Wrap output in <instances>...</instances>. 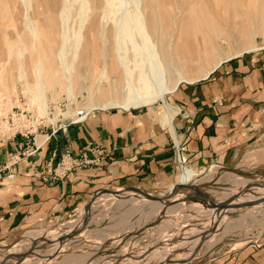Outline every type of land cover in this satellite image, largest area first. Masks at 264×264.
<instances>
[{
    "label": "rangeland",
    "instance_id": "rangeland-1",
    "mask_svg": "<svg viewBox=\"0 0 264 264\" xmlns=\"http://www.w3.org/2000/svg\"><path fill=\"white\" fill-rule=\"evenodd\" d=\"M191 1L141 0L139 4V11L145 17L152 14L158 28H164L162 32L155 34L154 40L161 48V53L166 55V73L170 77L168 80L170 88L174 85L178 72L187 71L195 77L219 58H232L252 45H257L259 50L264 47V17L259 8L247 3V0H237L240 19H233L231 12L226 17L215 16L222 27L220 38L227 36L228 41L217 46L212 53L198 57L196 62L189 65L190 67H179L186 60L175 56L173 44L176 33L172 28L168 30V26L165 28L163 23L170 16L175 18L178 24ZM203 1L208 8L211 7L209 0ZM87 2L88 10L81 25L76 13L77 3L73 0H26L27 5L22 0H0V106L5 109L0 114V144L19 140V149L12 154L7 163L13 162V158L21 157L26 146L29 148L32 144L39 146L38 141L43 142L50 138L53 130L66 126L78 113L81 114L79 117L84 116L86 108H99L90 114L114 111L101 110L99 106L103 104L100 89L106 90L108 84L115 85L118 95L117 89L124 82L121 67L117 66L116 61L108 63L111 60H107L112 43L113 23L110 19L103 18L104 0ZM61 10H64L62 15ZM78 30L81 37L79 44L76 43ZM201 32V36H206L210 42L217 41L216 35L211 34L205 26ZM63 35L66 38L64 50L67 52L68 72L61 71L55 60V53L62 44ZM244 54L249 53L242 55ZM4 67L2 77L1 70ZM38 67L41 71L39 70V77H36L34 70ZM135 75L133 73V80ZM26 86L29 91L26 90ZM30 91L34 97L38 92L40 103H43L40 111L37 104H30L32 97ZM172 93L161 96V100ZM160 104L162 103L155 106H161ZM12 115L16 118H13V122L10 119ZM23 130H27V137L19 135ZM14 132L15 136H12ZM10 136L12 138L8 140ZM178 149L182 155H186V146L175 142L174 156ZM248 156L233 168L222 166L221 163L196 169L189 167L187 163L182 169L178 166L181 173L189 174L185 178V174L182 173L177 179L174 185L181 184L182 191L174 195L168 193V189L174 185L154 186L152 189H102L105 191L93 194L85 204L68 216L55 219L42 227L32 228L13 240L0 243V251L12 249L21 241H25L28 232L58 231L63 225L79 218L78 216L82 217L79 215L80 210L88 207L92 212L88 218L91 220L90 225L83 230L81 238L66 246L64 253L59 254L55 262H60L62 260L60 256L67 253H87L90 260L95 263L103 259H118L120 262L125 258L133 256L135 258V255L140 253L145 258L154 250H159L172 258L187 255L182 264H208L229 253H238L264 240V208L257 210L253 205H244L226 212L223 223L238 221L243 215L251 212H257L259 218L225 233L222 224L210 233L209 240H204L195 247L190 246L188 241L194 240L196 238L194 232L209 223L213 211L215 216L221 213L224 207H216L224 202L226 207L227 201L233 198L234 193L237 197L238 191L250 189L252 193L248 194L255 196L253 188H258L260 186L258 183L264 184V164L254 163L253 157ZM211 166H215L213 172ZM192 173L195 176H192ZM182 175L184 179H181ZM126 191L134 195L132 200L123 205H118L115 200L108 197L124 194ZM147 193H150L151 199L144 197ZM150 201H157L160 206L155 214L150 210ZM134 207L139 210L130 214L123 224L120 221L121 216ZM213 223L212 220L211 225ZM46 237L47 235H42L40 238ZM248 242L251 244H247ZM34 244H31L29 251L36 248ZM178 244L175 249L177 251L173 252ZM17 249L22 250L23 247L14 248V251ZM42 258L41 264L51 261L49 257ZM146 259L148 257L143 260V264L150 263Z\"/></svg>",
    "mask_w": 264,
    "mask_h": 264
},
{
    "label": "crops",
    "instance_id": "crops-1",
    "mask_svg": "<svg viewBox=\"0 0 264 264\" xmlns=\"http://www.w3.org/2000/svg\"><path fill=\"white\" fill-rule=\"evenodd\" d=\"M167 102L174 110L168 125L161 121L163 104L95 112L45 139L34 156L12 162L13 177L0 178V243L68 216L99 190L174 185L183 173L175 142L186 146L185 163L195 169L217 163L233 168L248 155L264 164V49L222 63L196 84L180 85ZM18 144H0V167ZM66 150L83 164L63 180L46 181ZM98 157L99 164L91 165ZM208 264H264V240Z\"/></svg>",
    "mask_w": 264,
    "mask_h": 264
},
{
    "label": "bare ground",
    "instance_id": "bare-ground-1",
    "mask_svg": "<svg viewBox=\"0 0 264 264\" xmlns=\"http://www.w3.org/2000/svg\"><path fill=\"white\" fill-rule=\"evenodd\" d=\"M22 1L26 3V0ZM73 1L77 3L76 13L79 24L82 25V23L84 22L85 14L88 10V2L87 0ZM209 1L211 2V7L208 8L203 0H192L186 11L182 14L178 24L176 23L175 18H171L170 16H168L164 23L162 22L164 24L162 25L165 28L166 26H168V30H171L172 28L176 33L175 42L173 44V52H175L176 57H182L186 60L183 61V63L179 66L181 68L190 67L189 65L193 64V62H196L198 57H200L201 55L203 56L212 53L217 46H220L221 44L228 41L227 36L220 38V36L222 35V27L221 24L216 21L215 16H219L222 18L226 17L228 13L231 12L233 19L237 20L241 17V14L236 5L237 0ZM28 3H26V5ZM140 3L141 0H104L103 18L106 20L110 19L113 23L111 37L112 43L109 53L110 55L107 58V60L110 59L111 61L107 62L111 63L113 61H116L117 66L121 67L122 69L121 71L124 82L119 87V89H117L118 95H116L115 85L108 84V88L106 90H99L101 95L100 97L103 100V104L99 105L101 106V110L119 109L121 111H131L135 109L150 108L158 103H162L166 110L161 116V121L163 125H168V123L170 122V118L174 114V110L167 102V98L161 100V96L167 93L169 94L171 92H174L181 84H192L200 80H205L222 63L227 62L232 58H237L243 53H251L260 49L257 45H252L244 49L243 52L236 54L232 58H219L215 62H213L212 65H210L206 70L199 73L195 77H193L192 74L187 71L184 73L175 71L176 73L178 72L176 74V80L174 85L170 88L168 86V80L170 79V77H168L166 73V55L163 52L161 53V48L157 46L154 40L155 34L157 32H162V29L164 28H158L157 23L152 18V14L145 17L139 11ZM247 3L254 5L255 8H259L260 13L264 17V0H247ZM63 12L64 10H61L60 14L62 15ZM81 25L79 26L81 27ZM204 26L211 34L216 35L217 41L210 42V40H208L206 36H201V29ZM79 33L80 31L78 30V33L76 35V43L78 44L81 39ZM160 37L162 36L160 35ZM65 44L66 38L63 35L62 44L55 53V60L58 62L61 71L68 72L69 66L67 65V52H65L64 50ZM168 47H170V44H168ZM262 49H264V47H262ZM39 65L41 66L42 64L40 63ZM39 67L35 68L34 70V72L36 73V77L41 71ZM4 72L5 67L1 70L2 77H4ZM133 73L136 74L134 80ZM26 90L29 91L28 86H26ZM30 93L32 96L30 99V104H37V109L38 111H40L42 109L41 105H43V103H40L41 100L39 98L38 92L36 97L33 96L31 91ZM97 108L98 107L84 109V116L90 114L91 111L99 109ZM4 110L5 109L0 106V114H2ZM41 142V140L38 141L39 146ZM214 167L215 166H211L210 168L212 169V172L214 171ZM184 174L186 178L187 174L189 173L185 172ZM192 176H195L194 173H192ZM236 179L240 180V178ZM244 183L245 182H241V184ZM257 185L260 186L258 188H253V193L255 196L248 194L251 192L250 189L249 191H238L237 197H235L236 194L234 193L232 201H230V203L227 202V206L221 209V217L218 213L215 216L213 211L209 223L206 224L205 227L196 230L194 232V236H196V238L194 240L188 241L190 242L188 244L192 247H195L202 241L209 240L211 230L221 226L222 224V229L225 233L231 229L241 227L250 220H257L259 218L257 216V212H251L243 215L238 221L223 223V221L225 220L224 217L226 216V212H231L232 210L239 208L240 206L253 205L257 210L264 208V184L258 183ZM180 190L181 184H177L174 185V187L169 188L168 193L174 195L180 192ZM133 195L134 193L126 191L124 194L122 193L118 195H109L108 197L112 200H115L118 205H123L126 202L132 200ZM146 195L148 198H152L150 193H147ZM156 202L150 201V210L154 214L160 209V206ZM138 210L139 209H136L134 207L127 210L125 213L122 212L123 215L121 216L120 221L125 224V222L129 218V215ZM89 211L90 210L88 209V207L81 209L79 215H82L83 218L81 216H78L79 218L74 221H71L69 223H67V221V224L63 225L62 228L58 229V231L26 233V240L21 241L14 247L15 249L18 247H23L22 250L17 249L15 252L14 248H12L9 250L7 249L5 251H0V254H3V256H0V264H23L26 262H29L28 264H41L40 262H42V257H49L51 259V261H49L47 264H143V260L147 257L148 259H146V261L148 260L150 263L145 264L184 263V257H186L187 255H177L172 258V256L166 253L163 254V252L159 250H154L150 254L146 255L145 258L144 256H142V253H140L138 255H135L136 259L134 258V256H130L131 258H123L124 260H121L120 262L117 261L118 259H103V261L100 260L95 263L94 261L92 262L90 260V256L87 253H67L60 256L62 257V260L60 262H55L54 260L57 258V256L61 253H64V250H66V246L72 244L74 241H77L78 238H81L83 236V230H85L91 222V220H88V218L90 217L89 213L92 212ZM212 220L214 221L213 225H211ZM166 225L168 226V223ZM42 235H47V237L45 239H42L40 238ZM32 243H35L34 245L36 248L33 249V251H29ZM179 244L176 246V248H174V250L172 249L173 252L177 251L175 249H177Z\"/></svg>",
    "mask_w": 264,
    "mask_h": 264
},
{
    "label": "built area",
    "instance_id": "built-area-1",
    "mask_svg": "<svg viewBox=\"0 0 264 264\" xmlns=\"http://www.w3.org/2000/svg\"><path fill=\"white\" fill-rule=\"evenodd\" d=\"M80 115L81 114L78 113L75 116V119L72 120L70 123H68L66 126H63L62 128L59 127L58 129L53 130L52 133H51V136L55 135L59 131L66 130L67 127H69V126L77 125V124H80V123L84 122L85 119L87 118V116L79 117ZM13 118H14V116L12 115L11 118H10L11 122H13V120L16 119V118H14V119ZM4 121H5V124H6L7 123V119H5ZM8 132H10V131H8ZM15 133L16 132H14L12 134V136H15ZM27 134H28L27 130H23L22 132H19V135L21 137H27ZM12 136H10L8 138V140H10L12 138ZM38 149H39V146H35V144H32L30 148L28 146H26V149H25L24 153L21 154V157H17L16 158L17 160L13 161V163H16L20 159H26V158L34 156L37 153ZM18 155H19V153H18ZM175 158H176L177 165L182 169L183 165L185 164V161H186L185 160V155H182L180 150L178 149L176 151ZM83 159L82 160H77V159L73 158L71 156L70 152L68 150H66L64 152V154L62 155V157L60 159V162L57 164L56 168L54 170L50 171V173H49V175L47 177H44L45 180L50 182V183L63 180L70 172H72V171H74V170H76V169L81 167V165L83 164L82 162H84ZM99 162H100V160H99V157H98V158L92 160L90 163H91V165H98ZM12 165H13L12 162H10L8 165L0 168V178H1V176L4 173H6V178L7 179H10L11 177H13V173H12V171L10 169V167ZM47 178L49 180H47Z\"/></svg>",
    "mask_w": 264,
    "mask_h": 264
},
{
    "label": "water",
    "instance_id": "water-1",
    "mask_svg": "<svg viewBox=\"0 0 264 264\" xmlns=\"http://www.w3.org/2000/svg\"><path fill=\"white\" fill-rule=\"evenodd\" d=\"M103 191H105V190H101V191H98V192H96V193H94V194H97V193H102ZM145 197H147V195L145 194ZM147 199H151V198H148L147 197ZM232 199H229V201H231ZM229 201H227L228 203H230ZM225 203V202H224ZM224 203L223 204H221L220 206H217L216 208H219V207H225L224 206ZM215 209V208H214ZM214 232V229H212L211 230V233H213Z\"/></svg>",
    "mask_w": 264,
    "mask_h": 264
}]
</instances>
